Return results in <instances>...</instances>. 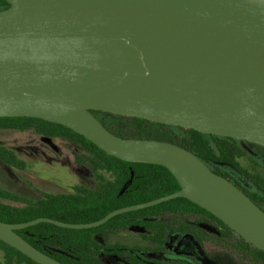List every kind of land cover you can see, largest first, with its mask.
I'll return each instance as SVG.
<instances>
[{
	"label": "water",
	"instance_id": "water-1",
	"mask_svg": "<svg viewBox=\"0 0 264 264\" xmlns=\"http://www.w3.org/2000/svg\"><path fill=\"white\" fill-rule=\"evenodd\" d=\"M6 1L0 10V117L62 124L122 160L166 167L180 188L91 222L0 220V240L39 264H65L16 229L38 222L96 227L116 214L183 196L264 251V210L229 178L178 144L118 136L90 112L264 147V1Z\"/></svg>",
	"mask_w": 264,
	"mask_h": 264
},
{
	"label": "trees",
	"instance_id": "trees-1",
	"mask_svg": "<svg viewBox=\"0 0 264 264\" xmlns=\"http://www.w3.org/2000/svg\"><path fill=\"white\" fill-rule=\"evenodd\" d=\"M8 6L6 0H0V10ZM90 112L108 130L118 136L167 140L183 146L192 151L214 172L224 177L229 178L226 171L229 166L246 172L236 160V149L242 147L238 140L178 126H172L176 131L171 135L161 134L158 130H148L141 126L140 123L147 120L136 117H132L136 122L134 127L129 132H123L101 121L97 116L98 110H90ZM0 128L19 130L31 128L39 136L50 139L71 138L82 148L91 170L102 179L95 189H82L80 192H42L36 199L0 189V220L4 222L18 223L40 216L66 222H91L116 208L148 201L180 188L179 182L166 167L154 163L122 160L106 153L83 135L56 122L37 117L4 116L0 117ZM0 160L14 169L25 168V162L18 158L13 150L2 144H0ZM98 168L104 169L111 177L103 179ZM254 178L255 183L264 190V180L258 175ZM249 196L255 200L251 195ZM164 212L198 216V223L213 225L220 235L227 237L228 246L242 259L254 264H264L263 250L254 247L219 218L183 196L116 214L96 227L67 228L50 222H38L16 231L38 249L66 264H104L100 259L102 253L124 256L132 264H197L188 256L163 250L168 229V224L161 219ZM128 226L143 228L144 232H141L140 236L154 246L105 245L94 238L96 232L112 231ZM180 228L179 231H188L199 241L207 236L201 228L198 230L186 226ZM0 250L3 252L2 264H39L2 240H0ZM151 251L158 256H150Z\"/></svg>",
	"mask_w": 264,
	"mask_h": 264
},
{
	"label": "rangeland",
	"instance_id": "rangeland-1",
	"mask_svg": "<svg viewBox=\"0 0 264 264\" xmlns=\"http://www.w3.org/2000/svg\"><path fill=\"white\" fill-rule=\"evenodd\" d=\"M106 113L108 112L97 114V116L105 124L117 130L129 132L136 124L131 116L106 115ZM140 124L148 130H158L161 134L171 135L176 131V128L171 125H160L148 120ZM0 144L13 150L18 158L25 162V168L18 170L0 160V189L36 199L41 196L42 192H80L82 189H95L102 181L91 170L80 145L71 138L50 139L39 136L31 128L24 130L0 128ZM241 146L236 149V159L248 170L247 179L253 181L252 175H258L264 179V159L260 155L261 152L264 153V147L258 145L260 153L257 151L253 154L245 149L249 148L247 143ZM98 172L103 179L111 177L104 169L98 168ZM197 217L196 215L164 212L161 219L168 224V236L163 250L178 252L180 244H184L188 246L184 249L185 254L192 255L199 264H252L241 260L236 255L235 251L228 246V238L220 235L215 226L198 223ZM181 226L200 227L209 237L200 242L195 241L186 231H179ZM141 232H144L143 228L129 226L113 231H99L95 234V238L106 244L152 246L149 241L140 238ZM149 255L157 256L153 252ZM100 258L105 264H132L124 256L101 254ZM1 263L2 253L0 252Z\"/></svg>",
	"mask_w": 264,
	"mask_h": 264
},
{
	"label": "flooded vegetation",
	"instance_id": "flooded-vegetation-1",
	"mask_svg": "<svg viewBox=\"0 0 264 264\" xmlns=\"http://www.w3.org/2000/svg\"><path fill=\"white\" fill-rule=\"evenodd\" d=\"M104 114V112H101V111H98L97 112V114L99 115V114ZM106 115H112L111 113H106ZM239 143H240V145H244V144H248L249 145V148H245L246 150H248V151H250L251 153H253V154H256V152L258 151V148H257V146L259 145V144H256V143H252V142H247V141H239ZM244 143V144H243ZM256 149V150H255ZM241 149H239V151H240ZM259 152V151H258ZM260 153V152H259ZM260 155H261V157L264 159V153H260ZM237 160V159H236ZM237 162H238V160H237ZM242 168H244L245 170H246V172H241V171H238L237 169H235V168H232V167H227L226 168V171H227V173H228V176H229V178H231L232 180V182L233 183H235L239 188H241L248 196L249 195H251L255 200H253L250 196V198L259 206V207H261L263 210H264V190H263V188L262 187H260V186H258L256 183H255V178H254V176L255 175H252V179H253V181H249L248 179H247V177H248V170L245 168V167H243L242 166ZM260 177V176H259ZM264 180V179H263ZM198 218V217H197ZM56 219V218H55ZM205 223V222H204ZM210 225V224H209ZM129 227V226H128ZM187 227V226H186ZM122 228V227H121ZM189 228V227H188ZM198 228H200V227H198ZM198 228H190V229H193V230H198ZM119 229V228H118ZM181 229V228H180ZM202 229V228H201ZM231 229V228H230ZM17 230V229H16ZM116 230V229H115ZM203 230V229H202ZM232 230V229H231ZM113 231V230H112ZM205 231V230H204ZM17 232V231H16ZM180 232H185V231H180ZM187 233H188V231H186ZM206 232V231H205ZM18 233V232H17ZM97 233V232H96ZM95 233V234H96ZM236 233V232H235ZM19 234V233H18ZM95 234H94V238H95ZM237 234V233H236ZM21 235V234H20ZM189 235L195 240V241H198V242H200L199 240H197V239H195L193 236H192V234L191 233H189ZM206 237H209V235L206 233ZM238 235V234H237ZM22 236V235H21ZM167 236H168V229H167V234H166V241H165V243L167 242ZM240 236V235H239ZM23 237V236H22ZM206 237H204V238H206ZM241 237V236H240ZM24 238V237H23ZM140 238L142 239V240H144L141 236H140ZM203 238V239H204ZM242 238V237H241ZM25 239V238H24ZM96 239V238H95ZM202 239V240H203ZM245 240V239H244ZM28 241V240H27ZM96 241H98L97 239H96ZM145 241H148V240H145ZM29 242V241H28ZM99 242V241H98ZM150 242V241H149ZM185 242H187V241H185ZM30 243V242H29ZM101 243V242H100ZM151 243V242H150ZM102 244H105V245H109V244H106V243H102ZM110 244H117V243H110ZM152 244V246H150V247H153L154 246V244L153 243H151ZM118 245H120V244H118ZM165 245V244H164ZM164 245H163V247H164ZM34 246V245H33ZM125 246H130V245H125ZM140 246H142V244H140ZM35 247V246H34ZM162 247V248H163ZM185 247H186V245L184 246V244H180V251H178V252H172V253H177V254H182V255H185V256H188V258L190 257L191 259H193L194 261H195V263H197V264H199L198 263V261L192 256V255H187V254H185ZM255 247V246H254ZM37 248V247H36ZM186 248H188V246L186 247ZM231 248V247H230ZM257 248V247H256ZM38 249V248H37ZM183 249V250H182ZM40 250V249H39ZM234 250V249H233ZM42 251V250H41ZM235 251V250H234ZM0 252L2 253V262H3V252L0 250ZM43 252V251H42ZM151 252H153L154 253V251H151ZM166 252V251H165ZM45 253V252H44ZM150 253V252H149ZM236 253V252H235ZM47 254V253H46ZM157 254V253H156ZM49 255V254H48ZM101 255V254H100ZM102 255H116V254H103L102 253ZM236 255L241 259V260H244V261H247V260H245V259H242L237 253H236ZM50 256V255H49ZM116 256H119V255H116ZM157 256H158V254H157ZM52 257V256H51ZM152 257H156V256H152ZM54 258V257H53ZM101 259V258H100ZM102 261V260H101ZM103 262V261H102ZM247 262H249V261H247ZM104 263V262H103ZM250 263V262H249ZM2 264V263H1ZM66 264V263H65ZM105 264V263H104ZM252 264H254V263H252Z\"/></svg>",
	"mask_w": 264,
	"mask_h": 264
},
{
	"label": "bare ground",
	"instance_id": "bare-ground-1",
	"mask_svg": "<svg viewBox=\"0 0 264 264\" xmlns=\"http://www.w3.org/2000/svg\"><path fill=\"white\" fill-rule=\"evenodd\" d=\"M260 1H264V0H260ZM182 158L186 161V162H195L194 158L192 156L189 155H183Z\"/></svg>",
	"mask_w": 264,
	"mask_h": 264
}]
</instances>
